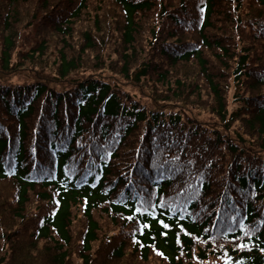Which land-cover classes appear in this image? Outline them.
Returning a JSON list of instances; mask_svg holds the SVG:
<instances>
[{"label": "trees", "instance_id": "trees-1", "mask_svg": "<svg viewBox=\"0 0 264 264\" xmlns=\"http://www.w3.org/2000/svg\"><path fill=\"white\" fill-rule=\"evenodd\" d=\"M237 262L264 264V0H0V264Z\"/></svg>", "mask_w": 264, "mask_h": 264}, {"label": "rangeland", "instance_id": "rangeland-1", "mask_svg": "<svg viewBox=\"0 0 264 264\" xmlns=\"http://www.w3.org/2000/svg\"><path fill=\"white\" fill-rule=\"evenodd\" d=\"M82 28H83V27L80 26V28L77 29V32H76V33L82 34V33H80V32H82V30H83ZM73 37H74V38H71V42H70L71 45H69L68 47H69V49H72L73 52H76V51H77V48H76V42H77L78 40H81L82 35L78 36V38L76 37V35H73ZM71 54H72V53H71Z\"/></svg>", "mask_w": 264, "mask_h": 264}, {"label": "snow or ice", "instance_id": "snow-or-ice-1", "mask_svg": "<svg viewBox=\"0 0 264 264\" xmlns=\"http://www.w3.org/2000/svg\"><path fill=\"white\" fill-rule=\"evenodd\" d=\"M136 211H139V209H136ZM132 217H129V219H131ZM165 227H168L167 225H165ZM240 247H244L245 245H239ZM238 264V262H237Z\"/></svg>", "mask_w": 264, "mask_h": 264}]
</instances>
